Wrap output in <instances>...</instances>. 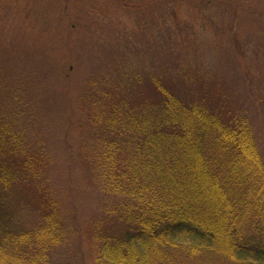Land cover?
<instances>
[{"label":"trees","instance_id":"trees-1","mask_svg":"<svg viewBox=\"0 0 264 264\" xmlns=\"http://www.w3.org/2000/svg\"><path fill=\"white\" fill-rule=\"evenodd\" d=\"M147 81L138 99L107 83L79 98L84 157L106 201L89 225L94 264H264L251 121L195 73ZM30 102L0 81V264H50L66 236Z\"/></svg>","mask_w":264,"mask_h":264},{"label":"rangeland","instance_id":"rangeland-1","mask_svg":"<svg viewBox=\"0 0 264 264\" xmlns=\"http://www.w3.org/2000/svg\"><path fill=\"white\" fill-rule=\"evenodd\" d=\"M178 70L249 118L264 159V0H0V81L31 101L66 222L50 264H94L89 225L106 202L80 96L107 83L138 99L153 73Z\"/></svg>","mask_w":264,"mask_h":264}]
</instances>
